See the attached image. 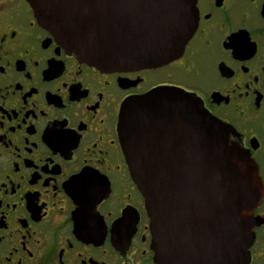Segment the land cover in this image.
Returning <instances> with one entry per match:
<instances>
[{"label": "flooded vegetation", "instance_id": "flooded-vegetation-1", "mask_svg": "<svg viewBox=\"0 0 264 264\" xmlns=\"http://www.w3.org/2000/svg\"><path fill=\"white\" fill-rule=\"evenodd\" d=\"M195 8L179 57L106 71L68 52L28 0H0V264H158L119 132L123 105L158 88L202 100L257 165L247 264H264V0Z\"/></svg>", "mask_w": 264, "mask_h": 264}, {"label": "water", "instance_id": "water-1", "mask_svg": "<svg viewBox=\"0 0 264 264\" xmlns=\"http://www.w3.org/2000/svg\"><path fill=\"white\" fill-rule=\"evenodd\" d=\"M28 1L68 52L106 71L169 63L198 22L195 0ZM231 131L185 92L158 88L123 105L119 132L158 264L249 262L263 190L257 165L229 142ZM190 202L202 216L195 219Z\"/></svg>", "mask_w": 264, "mask_h": 264}]
</instances>
